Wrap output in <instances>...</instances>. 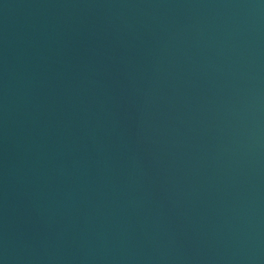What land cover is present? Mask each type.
Returning <instances> with one entry per match:
<instances>
[{
	"label": "water",
	"instance_id": "1",
	"mask_svg": "<svg viewBox=\"0 0 264 264\" xmlns=\"http://www.w3.org/2000/svg\"><path fill=\"white\" fill-rule=\"evenodd\" d=\"M0 264H264V0H0Z\"/></svg>",
	"mask_w": 264,
	"mask_h": 264
}]
</instances>
